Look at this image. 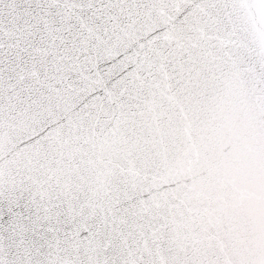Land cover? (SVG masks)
<instances>
[{"label": "snow or ice", "instance_id": "obj_1", "mask_svg": "<svg viewBox=\"0 0 264 264\" xmlns=\"http://www.w3.org/2000/svg\"><path fill=\"white\" fill-rule=\"evenodd\" d=\"M0 264H264V0H0Z\"/></svg>", "mask_w": 264, "mask_h": 264}]
</instances>
